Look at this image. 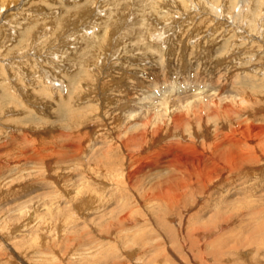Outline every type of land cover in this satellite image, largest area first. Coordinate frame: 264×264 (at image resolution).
<instances>
[{
    "label": "rangeland",
    "instance_id": "rangeland-1",
    "mask_svg": "<svg viewBox=\"0 0 264 264\" xmlns=\"http://www.w3.org/2000/svg\"><path fill=\"white\" fill-rule=\"evenodd\" d=\"M0 7V264H264V0Z\"/></svg>",
    "mask_w": 264,
    "mask_h": 264
},
{
    "label": "bare ground",
    "instance_id": "bare-ground-1",
    "mask_svg": "<svg viewBox=\"0 0 264 264\" xmlns=\"http://www.w3.org/2000/svg\"><path fill=\"white\" fill-rule=\"evenodd\" d=\"M13 2V1H12ZM1 8V7H0ZM7 9V8H6ZM188 24V23H187ZM101 83V82H100ZM60 231V230H59ZM58 231V232H59ZM56 235V234H55ZM44 237H46L45 235L42 237V238H44ZM257 259V258H256ZM257 261V260H256ZM260 261V260H259ZM253 263H255V262H253ZM260 263V262H259ZM256 264V263H255Z\"/></svg>",
    "mask_w": 264,
    "mask_h": 264
}]
</instances>
